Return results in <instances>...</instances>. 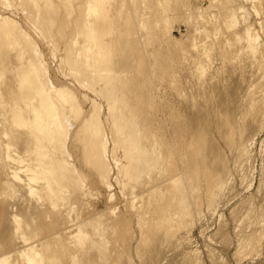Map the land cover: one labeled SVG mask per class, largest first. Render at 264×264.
I'll list each match as a JSON object with an SVG mask.
<instances>
[{"label":"rangeland","instance_id":"obj_1","mask_svg":"<svg viewBox=\"0 0 264 264\" xmlns=\"http://www.w3.org/2000/svg\"><path fill=\"white\" fill-rule=\"evenodd\" d=\"M22 1L0 0V16L8 15L11 16V19L12 17L15 18L14 21L16 20L17 26L22 29L23 34L28 35L29 41H31L30 44L21 45L20 48L14 47L9 52L5 51L9 54L5 60L14 63L16 60L15 53L22 48L26 51L25 55L30 57L42 54V59L38 64L43 67V75L54 88H60L64 85L63 87L67 86V88L74 91H71L76 94L74 100L79 105L81 103L82 109L85 108L83 111L81 110L80 118L88 114L92 108L90 103L93 102H89V98L92 97L95 102L99 101V104L103 103L104 105L105 100L102 101L96 91L94 92L91 88L85 87V84L81 87L83 84L76 79L74 74L71 75L69 68H67L68 71L65 69L66 65L62 59L65 50L72 45L69 40L73 32L72 19H74L77 9L75 8L74 13L69 18L70 21H66V26L63 27V22L60 21L61 19L65 20L64 15H67V9L61 4V0H54L58 11V17L55 16V18L57 17L59 22L57 23L55 20V25L47 26V38L46 33L43 34L44 32L34 27V24L29 23L33 22L34 17L31 13L29 16L26 15L25 12L29 13L33 10L26 9ZM171 1L172 5L171 3L169 5L173 7H171L168 14L170 16L168 17L169 21H166L171 30L166 28V22L161 21L155 27L154 31L157 33H155L154 42L148 43L144 38L141 39L142 36L144 37L143 33L145 32H142L143 29L139 25L138 14L133 11V1L110 0L113 5L109 6L107 13L112 14V25L110 26L112 31L107 33L105 38L102 37L104 40H111V44L114 41L111 45V49L115 50V53L112 52L111 55V65L115 66L114 68L120 67L119 70L116 68L118 71H125H123L124 73L120 71L124 74H122L124 76V80H122L125 83L122 82L126 84L125 87L128 86L127 89L124 87L125 94H128V98L131 100L129 102L133 103L136 98L137 105H141L140 108V106L135 105L137 101L133 103V108L136 111L138 110L137 118L143 115L142 112H144V117H147L149 113V117H147L149 123L154 125L152 127L148 123V119L141 117L143 122V124H141L142 122L139 123L140 126L143 125L141 128L145 132L149 133L150 131L149 134H152V136L154 134V137L150 136L157 143L161 141L160 147H158L159 144L156 145L161 160L152 168L151 173L147 172L148 174L140 175V181L134 179V181L125 182L124 175L121 176L123 173L119 174L116 169L119 165L112 150L110 152V149H112L110 145L112 144L113 147L111 137L106 135L110 140L107 142L108 151L114 158L108 153L110 159L107 156V160L113 170L111 169L112 176H109L111 178H108L111 183L107 180L104 183L97 170L85 162L83 148L86 145V140L76 136L75 132L79 128L80 118L72 114V116H75L78 126L76 121H73L72 116L71 120L66 122L67 126L74 123L67 129L69 132H66L68 134V137L66 136V147L73 168L80 169L84 174L81 177V182L85 187L83 191L82 187L81 189H70L71 193L73 192L72 195L74 194L73 196L70 191L68 193V197L70 195L72 197L68 199L70 200L68 201L69 204L73 205L75 202L76 205L73 206L74 208L71 207L73 210L68 208V211H72H70L71 222L67 221L69 218L67 215L69 214L66 211L63 215L66 213L67 218L59 214L58 221L56 214L59 212L57 209L56 214L53 211L47 215L49 217H42L47 213L42 214L47 204L44 202L37 209L32 206L34 201H30V206L29 203L26 204L29 199L27 197L28 200L25 201L26 190H23L20 187L21 184H18L20 183V177L18 181V177L16 180L14 176L8 175L6 164L9 160L5 156L8 152L16 155L15 152H19V149H21V147H18L21 146V143L18 137L14 136L16 140L11 139L14 137L10 125L6 123V126L0 118V191L8 186L5 190L8 194V197L6 196L7 201L9 203L20 201L19 203L22 204V201H24V208L27 206V209H25L27 212L24 210L25 213H28L25 221L24 216L21 217L23 225L27 221L26 225L22 226L25 228L28 225L26 227L28 229L25 228V231L28 230L29 232H24L26 236H29V233L30 236L33 234L35 236L36 233V236L39 234L40 236L47 235L51 228L54 229V226L56 230L52 229V231L62 234L61 232L69 225L67 222L73 228L66 227L65 234H63L66 236L67 233H70L71 235L74 230H76V234V227L78 226L75 227V225H78L77 222L80 223L88 217L93 219L102 215L103 225L109 227L108 232L105 234V236L108 235L107 239L109 237L108 256L102 258L98 255V251H88L85 256L91 258V264H112L113 262L114 264H264V0H223V2L222 0H214V4H212L213 0ZM39 2L43 3V0ZM79 2L80 0L72 1L75 7ZM74 4H72V8H74ZM208 4H212L211 7ZM213 5L215 7H212ZM59 23H62L60 28L58 27ZM139 27H141V30ZM248 27L252 30V33H257H254L255 36H258L257 48L259 47V50L256 48L258 52L254 51L256 55H252L254 54L253 51H250L251 54L246 47L247 42H245V39L247 38L244 37L246 34L244 32L249 29ZM199 29H203V31ZM24 31L26 32L24 33ZM137 38L139 39L137 40ZM78 42V46L82 45V41ZM77 45L75 46L77 47ZM205 45L207 47L211 45V48H207ZM212 47L214 48L212 49ZM152 50L160 52L161 56L158 57L160 65L155 66L154 63L157 58L155 55L153 57ZM207 57L209 58L207 59ZM199 61L201 64L206 63V65L204 64L206 69L205 67H201L202 70L199 69L201 66ZM207 64L209 65L207 66ZM203 69H205L204 74ZM7 76L2 77L3 79L6 77V80L1 81L0 79V86H3L2 82L5 85L3 86L4 89L1 87L4 93L10 89L7 86L11 87L12 82H15L14 79H11V82V74ZM136 94H138L137 97ZM82 96L88 98L89 101L88 99H82ZM252 99L254 103L251 102ZM143 100L144 104H142ZM256 100H258L257 104ZM105 107L104 105L101 109L102 120L105 119L106 115ZM145 111H148L147 114ZM105 122L106 119L102 122L103 127L108 124H105ZM1 123H4L3 127H1ZM144 124H149V128L147 125L146 128ZM106 127L104 128L106 129ZM6 128L9 129L10 133L4 135L1 129ZM237 130L239 131L237 132ZM156 133H159L158 136H156ZM7 134H10L11 138ZM5 136L10 140L8 138L6 140ZM3 141L5 143L12 141L13 145L11 146L12 142L5 144L2 143ZM16 141H19L20 144L18 145ZM5 145L7 147L10 145L11 150L14 151L8 148L9 151L5 150ZM23 165L18 168V174L23 171L22 175H19L21 177L25 175L24 170H21L24 169ZM176 178L181 185L175 182ZM169 180L171 181L169 182ZM9 182L11 184H8ZM123 182L129 183V186H124ZM173 182L181 188L176 187L175 184H172ZM17 188H20L21 192ZM169 188L172 189V193ZM176 188L185 192L183 195L186 199V203H184L187 205V210L186 213L181 212L185 215L184 217L181 216L182 214L180 215V211L178 212L177 209L176 199L180 190L178 189L176 194ZM174 189L176 190L173 193ZM16 190L20 192L19 195ZM151 192L152 194H150ZM21 193L23 194L21 195ZM79 193L83 194L80 196ZM155 193H157L156 196ZM153 196L155 197L153 198ZM77 198L80 199L77 200ZM131 198L134 206H131ZM149 199H151V202ZM147 201L150 202V205L147 204L149 203ZM40 203H43V201ZM163 205L166 206L163 207ZM156 206L157 208H155ZM30 207L35 211L39 209L38 211L41 212H33V209L32 212H28ZM135 210H138L140 214ZM173 210L177 211L179 217ZM32 213L35 214V216L33 214L35 218H39L35 219L29 216L32 219L34 218L33 222H30L31 219L28 215ZM39 214H41V217L37 216ZM53 214L56 216L54 217ZM93 215L96 216L93 217ZM172 216L174 217L172 218ZM53 217L56 219L54 223L52 221ZM164 218H167L168 221ZM40 219L42 220L40 221ZM10 220H7V224H3V221L0 220V232L3 227L6 231L0 233V247L2 246L4 249L1 248L0 253L7 251L11 255V260H18L20 255L18 251L16 253L15 247L21 248L23 239L20 234L13 236L11 233L13 223L12 221L9 222ZM61 220L62 222H60ZM38 222L43 225V228L39 224L37 228L35 227ZM154 223L155 225H153ZM56 226H59V229ZM31 228L34 231H38L36 229L39 228L40 230L33 232ZM151 230H155V232ZM63 234L61 236H64ZM68 240H71V238ZM68 240H65V242L72 245V240L70 242ZM67 243L66 245H68ZM98 257H100L99 260ZM86 259L88 260V258ZM64 262L65 259L61 264H64Z\"/></svg>","mask_w":264,"mask_h":264},{"label":"bare ground","instance_id":"obj_2","mask_svg":"<svg viewBox=\"0 0 264 264\" xmlns=\"http://www.w3.org/2000/svg\"><path fill=\"white\" fill-rule=\"evenodd\" d=\"M39 1L40 0H23L22 2H23L24 7L26 9H28V10L32 9L33 10L32 12H29V13L25 12L26 15L29 16V14L31 13L32 16L34 17L33 22H29V23L34 24V27L39 28L42 32H44L43 34H45L47 32V26H49V25L53 26V25H55V23L57 21V17H58L57 16L58 11L56 9L57 4H55L54 0H43V3H40ZM72 1L73 0H61V4L64 5V8L66 7V9H67V11H66L67 15L65 14L66 17L64 15L65 20L61 19V21H60V22H63V27L66 26V23H65L66 21L67 22L70 21L69 18H71L70 16H71V14L74 13L75 8L77 9L76 14H74L75 17H74V19H72L73 20V28H72L73 32L71 33L72 37L69 40V42L73 46L71 45L70 47H68L65 50V54H64V56L62 55L63 56L62 59L66 65L65 69L69 68V72L72 73L71 75L74 74L76 79L81 84H83L81 87H83L85 84L86 85L85 87L91 88L94 92L96 91L100 95L99 97L102 98V101H103V99L105 100L104 101V105L106 106L105 107L106 110L104 109L106 111V115H105L106 122H105V124L108 123L106 125L107 127L104 126V127H106V129L102 125V122L105 119L102 120V117H101V109L104 106L103 103L99 104L98 103L99 101L95 102L94 98H92V97L89 98L90 99V101H89L88 98H84L82 96L83 97L82 99H85V100L88 99L89 102H93V103H90L92 105V106L90 105L92 107L90 112L88 114H86L84 112L86 115L81 116V118H82L81 119L79 114H80L81 110L83 111V109H85V108L82 109L83 106H81V103L79 105L77 103V101L74 100V99H76L75 98L76 94L73 93L74 91L67 88V86L63 87L64 85H62V87L59 86L60 88H54V86L50 85L49 82L47 81V79L45 78V76L43 75V67L40 64H38V62L41 61L40 59H42V57H41L42 54L40 56L37 55L34 57H30L29 55L28 56L25 55L26 51H25V49L22 48V49L18 50L17 53H15V59L16 60L14 61V63L11 62L12 63L11 64L7 60H5L8 58L7 56L9 55L6 52H9L10 49H12L14 47L20 48L21 45L28 44L31 41H29L28 35L23 34L22 29L19 28V26H17L18 24H17V22H15L16 20L14 21L15 18L13 19V17H12V19H11V16L9 17L8 15H6V16L1 15L0 16V79H1V81H3L4 79L6 80V77L4 79L2 77L11 74L12 78H10V80L14 79V81H15V82H12V80H11V82H12V85H10L11 87H8L6 85L7 88H10V89L8 90L6 88L8 91L3 90V91H6L5 93L2 92V90H1L2 89L1 87L5 86V85L3 82L1 83V84H3V86H0V109H1L0 118L2 119L1 121L5 122L6 126H7V124L10 125L9 127H10V130L12 131L13 137L14 136L18 137L19 138L18 140L21 143L20 144L19 141H16V143L18 142V145L19 144L21 145V146L17 145L18 147H21V149H19V152L18 151L15 152L16 155L14 153L12 155L11 151L13 149L11 150V146L13 145V142L12 141H10V142L7 141L8 143L6 142L7 144L12 142L11 146L8 145L9 147H7V145H5L6 146L5 150H7V148L11 150L10 151L11 153L9 154V152H8L7 156H5V157H8V160H9L6 164L7 165L6 169H7L8 175L14 176V178H16V180L18 177V181H19V177H20V183H18V184H21V186L20 185L19 186L22 187L23 190H26L25 194H27V196L25 198V201L29 199L28 202L26 201V204L29 203L28 205L30 206L31 205L30 201H32V202L34 201L32 206H33V208L37 209L42 204H44V202H45L47 204V205L45 204L46 205L45 208L47 209V211H45L46 209L43 207L45 205L42 206L44 208V211L42 209L41 210L43 211L42 214H44V212L45 213L47 212V213L42 215V217H44V216L46 217L49 213H52L53 211L56 214V211L58 210L59 213L57 212L58 213V214H56L57 216L53 214L54 217L55 216L57 217V220H58V217L63 215L64 211H66L67 214H69L67 216L70 218V211L71 210L70 211H68V210L75 205V202L73 205L72 204L70 205L68 202V201H70L68 199L72 198L71 195L73 193V192L71 193L70 189H72V188H75V189L80 188L81 189V187H82V191H83V188L85 187V186H83V184L81 182L82 181L81 177L84 174H82L83 172L80 169L73 168L72 163H71L70 158H69V155H68L67 147H66V144H67L66 143V136L68 137V134L66 132H69V130L67 131V129H68V127L70 128L74 124L73 122H71L73 124L71 125L69 123L70 126H67L66 122L68 120H71L70 118H71L72 114H75L77 117L80 118V119L78 118L79 119V122H78L79 128H77L78 131L76 130L77 133L75 132V134H77L76 136H80L82 139L86 140L85 141L86 145L84 144L85 147L83 148L84 149L83 157L85 159V162L87 164L91 165L92 168L97 170V173L99 174L100 178L102 180H104L103 181L104 183L106 182V180L108 181L111 178L109 176H112L111 171L113 170L112 166L109 164L110 162L107 160L108 159L107 156L109 157V155H108L109 151H108V147H107V145H108L107 142L109 139L107 138V136L111 137V140H112L111 143H113V147H112V144L110 145L112 149H110V148L109 149H110V152L112 150V153L114 154L115 159L119 165V166H117L116 169H117L119 174L123 173V174H121V176L124 175L123 177H125V182L132 181V180L134 181V179L139 180L140 175L143 176V174L145 175V173L150 172L152 170V168H154L161 160V157H159L160 153L158 154L159 150L156 149V145L158 146V144H159L158 147L161 146L160 145L161 141L159 140L160 142L157 143L154 140V138L152 139V137H154V134L152 136V134H149V133H151L150 131H149V133L145 132L141 128V126L143 127V125L140 126V124H139L140 122H142L141 117H143V119H148V123H149V118H147V117H149V113H148L147 117L145 116L146 117L145 118L144 112H142L143 115L141 117L138 116V118H137L136 115L138 114V112H137L138 110L136 111L135 108H133V103L137 100L135 98V101L133 99V101H134L133 103L129 102L131 100H129L128 94H125L126 91H124V87L126 84H124L125 81H123L124 80L123 79V77H124L123 73L125 71L123 70L124 71L123 72L122 70H120L123 72V73H121L120 71H118L120 67L119 68L116 67V68H118V70H117L116 68H114L115 66L111 65V63H112L111 55L113 53H115V50L111 49V45H113L114 41H112V44H111V40L108 41V40H106V39L104 40L102 38V37L105 38L106 37L105 35L112 31L110 28V26L112 25V23H111L112 14H110L109 12L107 13V9H109V6L113 5V3H111L110 0H80L79 4H77L75 7V4L72 3ZM132 1H133L132 4H133V8H134L133 11L134 12L136 11V13L138 14L137 15L135 13L138 16L137 19L139 21V25L143 29L142 32H145V33H143L144 37L142 36L141 39L144 38V40L146 42L153 43L155 38H156L155 33H157L154 31L155 27H157L161 23V21H164V22H166L167 20L169 21L168 17H170V16H168V14H169V11L171 10V7H173V6H171L172 1L171 0H170V2H169V0H132ZM216 1H218V0H216ZM222 2H223V0H222ZM169 3H171V5H169ZM214 3L215 2L213 0L212 4H214ZM219 3H217V4H219ZM72 4H74V8H72ZM211 5H209V6L211 7ZM209 6H207V7H209ZM212 7H215V5H213ZM55 16H57V17L55 18ZM135 20H133V21L135 22ZM58 22L59 21H57V23ZM61 25H62V23L58 27L60 28ZM141 27H139L140 30H141ZM169 27H168L167 22H166V28H169ZM61 29H62V27H61ZM199 30L203 31V29H199ZM246 30L244 32V33H246L244 37L247 38V39H245L246 40L245 42H247L246 47L248 48L249 52L251 50L253 51L254 54L251 53L252 51L250 52L252 55H256V53L254 51H256V48H257L258 36L257 35L255 36L254 35L255 32L253 31L254 33H252V30H250V28L246 29ZM41 31H40V33H42ZM202 31H200V32H202ZM25 32L26 31H24V33ZM142 32H141V34H142ZM196 32H197V30H196ZM218 33H219V31H218ZM255 34H257V33H255ZM135 35H136V33H135ZM45 36L48 38L47 33L45 34ZM140 37H141V35L139 36V38ZM239 37L242 38L243 36H239ZM139 38H137V40ZM80 39H82V40H80ZM78 41H80V42L82 41V45L78 46L77 45ZM141 42L143 43V41H141ZM226 42H227V40H226ZM194 43H193V45H194ZM31 44H33V43H31ZM222 44L224 45L223 42H222ZM75 45H77V47ZM207 45H209V44H207ZM74 46H75V48H74ZM207 48H211V45ZM213 48L214 47H212V49ZM236 48H234V49H236ZM258 48H257V50H259ZM113 49H115V48H113ZM231 49H233V48H231ZM237 49H236V51H237ZM154 50H156V49H154ZM205 50H206V48H205ZM208 50H210V49H208ZM225 51H226V49H225ZM239 51H240V49H239ZM203 52H205V51H203ZM234 52H235V50H234ZM256 52H258V51H256ZM152 53H154L153 57L155 55V57L157 58L155 60V63H154L155 66L160 65V62L158 61L159 60L158 57L161 56L160 52H154L153 51ZM237 53H235V54H237ZM239 53H243V52L241 51ZM247 53H248V51H247ZM207 54L209 55V53H207ZM211 54H212V52H211ZM227 56H228V54H227ZM208 58L209 57H207V59ZM212 60H213V58H212ZM200 61H199V63H200ZM203 61L205 62V60H203ZM208 62H211V61H208ZM204 64L206 65V63H204ZM204 64H201V66L199 65L200 70H202L201 67H205ZM209 64H211V63H209ZM209 64H207V66ZM255 64H258V63H255ZM114 65H115V63H114ZM205 69H206V67H205ZM205 69H203L204 72L202 71L203 74L205 73ZM67 71H68V69H67ZM69 72H67V73H69ZM120 75H122V76H120ZM10 80H9V82H10ZM49 81H51V80L49 79ZM258 81H256V82H258ZM4 82H6V81H4ZM262 83H263V81H262ZM7 84L9 85L8 82H7ZM56 87H58V86L56 85ZM127 87H125V88L127 89ZM4 88L5 87H3V89ZM71 91H73V92H71ZM84 95H86V94H84ZM137 95L138 94H136V97H137ZM260 100H259V102H260ZM79 101L81 102V100H79ZM251 102L254 103L253 99L251 100ZM257 102H258V100H256V104H257ZM137 104H138V101L136 102L135 105H137ZM142 104H144V100L142 101ZM137 106H140V108H141V105H137ZM262 106H263V104H262ZM140 108H139V111H140ZM253 108H254V105H253ZM249 111H250V109H249ZM259 111H261V110H259ZM147 112H146V114H147ZM249 114H251V113H249ZM139 117H140V119H139ZM72 118L75 119V120L73 119V121L75 122L76 118L74 115L72 116ZM103 118H104V116H103ZM138 120H141V121H138ZM143 121H146V120H143ZM76 123H77V121H76ZM78 123H77V126H78ZM3 124L1 125V127H3ZM141 124H143V122ZM149 124H144V126L147 128V126ZM150 125H152V123ZM152 127H154V125H152ZM148 128H149V126H148ZM18 129H20L21 131ZM146 130L148 131V129H146ZM238 131L239 130H237V132ZM1 132L4 133V135H5V133H10L8 128L1 129ZM152 133H154V132L152 131ZM158 134L156 136H158ZM9 135H8V137H9ZM8 137L5 136L6 140ZM15 137L11 138V135H10L11 139H15ZM1 139H4V138L1 137ZM158 139H160V138H158ZM8 140H10V139L8 138ZM84 140H82V141H84ZM2 143H5V142L3 141ZM7 151H9V150H7ZM7 151H5V152L7 153ZM109 154H110V156L112 155L111 153H109ZM112 157H113V155H112ZM109 159H110V157H109ZM5 162H6V158H5ZM87 164H86V166H87ZM22 165L24 166V169H21V170H24V173H25V175H23L24 177L19 176V175H22L23 171L21 172V170H20L21 174H18V172H19L18 168L20 166L22 167ZM1 169H2V167H1ZM178 180H179V178H178ZM170 181L171 180H169V182ZM121 182H122V180H121ZM175 182L177 184H180V182L178 183L177 178L175 179ZM175 182H173L172 184H175L176 187H178L179 185L177 186V184ZM109 183H111V182H109ZM8 184H11V183L9 182ZM120 184L122 185V183H120ZM130 184H132V183L130 182ZM123 185L129 186V183L128 184L124 183ZM166 185H167V183H166ZM152 187H153V185H152ZM7 188H8V186H7ZM7 188L0 191V220L3 221V224H7L8 223L7 220L8 219L10 220V218H11V220L9 222L12 221L13 226H12V232L11 231L10 232L13 234V236L16 234H20L21 235L20 237H22V239H23L22 240L23 244L20 246L21 248L15 247L16 253L18 251V254L20 255L18 260H15V259L11 260V255L8 254L6 251L3 253H0V264H61V263H63L64 259H65L64 264H67L68 262L70 264H91V262H90L91 258L89 259V257L85 256V255H87L86 253H88V251H91V250L98 251L97 253H98V255H100V257L107 258V256H108L107 251H109V237L107 239L106 237L108 235L105 236V234H106V232H108L107 229L109 227H107L108 226L107 223H106L107 226L103 225L102 215H101V217H99V216L95 217L96 215L95 216L93 215V217H95L93 219L92 218L90 219L88 217L85 220H83L82 222L80 221V223L77 222L76 224H78V225H75V227L78 226V227H76V229H77L76 234H75L76 230H74V232L72 231L74 234L72 233L70 235V233L69 234L67 233L65 236L64 231L67 227L65 225L66 227L64 226L65 227L64 231L61 232L62 234L64 233L63 234L64 236H61L62 234H59L60 232L58 233L57 231L56 232L52 231L53 228H51L52 227L51 226L50 227L51 231L48 234L46 233L47 235L44 234V236H42V235L40 236V234H39L38 236H40V237H38V236H36L37 235V233H36L35 236H34V234L31 235L32 237L34 236L32 238L30 236V233H29V236H26L24 234V232L28 231V230L25 231V228L28 225L25 228H23L22 226H25L26 225L25 223L27 221L24 222V225L21 222V220H23V219L25 221V217H27L26 214H28V213L24 212V210L27 209L26 208L27 206L24 208V204H25L24 201H22L23 204L19 203L20 201L14 202V203H12V202L9 203L7 201V197H8L7 195L8 194H6V191H5V190H7ZM171 188H172V186H171ZM176 189H174L173 193L175 192ZM178 189L176 191V194L178 192ZM193 189H194V187H193ZM17 190L20 191V188L19 189L17 188ZM159 190H161V189L159 188ZM169 190H170V188H169ZM18 191H17V193L19 195L21 191L20 192H18ZM69 191L71 194L70 197H68ZM84 191H85V189H84ZM154 191H156V190L154 189ZM154 191H153V193H154ZM77 192H79V191H77ZM170 192L172 193V189L170 190ZM128 193H130V192H128ZM183 193H185V192L183 190H180V192L178 193L177 199L174 198V199H176V203L178 206L177 209H178V212L180 211L179 212L180 215L187 210V205L185 204L186 199L184 198ZM22 194L23 193H21V195ZM81 194H83V193H81ZM81 194H80V196H81ZM150 194H152V192ZM156 194L157 193H155V196H156ZM159 195H161V194H159ZM155 196H153V198ZM186 196H187V194H186ZM27 197H28V199H27ZM1 198H3V199L5 198V200H3ZM80 198H77V200ZM133 198H134V196H133ZM142 198H143V196H142ZM158 199H160V198H158ZM86 200H88V199H86ZM149 200L151 202V199H149ZM42 201H43V203H40ZM130 201L132 203V201H133L132 198ZM141 202H142V200H141ZM147 202H149V201H147ZM150 202L147 204L150 205ZM127 203H128V199H127ZM152 204H153V202H152ZM131 206H134L133 203ZM165 206L163 205V207H165ZM31 207L29 208L28 212H30V211L32 212L33 208L31 209ZM151 207H152V205H151ZM73 208H71V209L73 210ZM155 208H157V206ZM172 208H173V206H172ZM61 209H66V210L61 211ZM147 209H148V207H147ZM164 209L166 210L167 208H164ZM38 210L37 211L34 210L33 212L40 213L41 211L39 212ZM87 211L89 212V210H87ZM173 212H175V211L173 210ZM23 213H24V215H23ZM138 213H139V211H138ZM169 213H170V211H169ZM175 213H177V211ZM33 214L34 213L28 215V217L29 216L34 217L35 214H34V216H33ZM59 214H60V216H58ZM40 215L41 214H39L37 216H40ZM97 215H99V214L97 213ZM103 215L105 216L104 213H103ZM177 215H178V213H177ZM63 216H65V218H67L66 213ZM181 216L184 217L185 215L182 214ZM21 217H23V219ZM47 217H49V216H47ZM54 217L52 220L53 223H54V221H56V219ZM173 217L174 216H172V218ZM178 217H179V215H178ZM36 218L38 219L39 217H36ZM69 218L67 221L71 222L72 219L70 218V220H69ZM147 218H149V217H147ZM30 219H31V221L30 220L29 221L33 222L32 221L33 219L32 218H30ZM42 219H40V221ZM62 219H63V217H62ZM170 219H171V217H170ZM145 220H146V218H145ZM34 221L36 222V220H34ZM167 221H168V219H167ZM39 222L37 223V226H35L36 228L38 227V224L40 225ZM60 222H62V220ZM164 222H166V221H164ZM67 223L69 224L68 225V227H69L71 224L69 222H67ZM153 225H155V223ZM40 226L42 227L43 225H40ZM71 226L69 228H73ZM31 227H32V225H31ZM56 227L58 228L59 226H56ZM26 229H28V228H26ZM54 229H55V226H54ZM36 230L39 231L40 228L36 229ZM71 230H73V229H71ZM32 231L38 232V231H34L33 229H32ZM4 232H6L5 227H3L1 229L0 233H4ZM66 232H67V230H66ZM110 232H112V231H110ZM152 232H155V230ZM67 235H69V236H67ZM69 238H71L72 241L68 240ZM73 238H75V239H73ZM112 238H113V235H112ZM16 239H19V238H16ZM65 240H68L69 242L71 241L72 245H70V243L65 242ZM66 243L68 245H66ZM114 246H115V244H114ZM1 248H2V246L0 247V249ZM118 248H121V247H118ZM11 254H13V253L11 252ZM15 254H14V256H15ZM95 255H96V253H95ZM84 256L86 258H88V260ZM100 257H98V260ZM112 258H113V256H112ZM62 259H63V261L61 262ZM66 259H67V262H66ZM101 264H103V263H101ZM112 264H114V262Z\"/></svg>","mask_w":264,"mask_h":264}]
</instances>
